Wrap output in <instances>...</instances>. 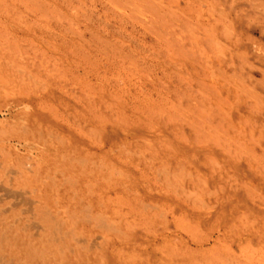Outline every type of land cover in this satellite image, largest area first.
Here are the masks:
<instances>
[{
  "label": "rangeland",
  "instance_id": "1",
  "mask_svg": "<svg viewBox=\"0 0 264 264\" xmlns=\"http://www.w3.org/2000/svg\"><path fill=\"white\" fill-rule=\"evenodd\" d=\"M171 1H0V21H3L0 22V39L2 38L0 40V61L2 62H0V134L6 128L12 132H4L5 136H15V139L27 137V139L24 138L22 147L18 145L17 140H7L4 143L0 140V165L3 166L0 168V182L5 183V187L0 184V223L4 225L2 227L0 224V230L5 227V224L14 223L17 226L18 224L24 226L37 222L32 218L27 219L31 217L26 210L29 207L28 202L19 204L14 197H6L8 189L14 188L17 191L36 189L33 194H29L30 197L27 200L30 198H37L42 202L47 200L54 211L70 204L69 206H74L73 209L77 210V213L83 207L85 208L87 201H84V197L98 206L102 202L100 199H104V195L108 197V211L115 217L114 219H123L126 230L134 226L133 230L136 228V231H132L127 237L112 236L114 247L108 251L105 264L111 262V264H140L141 262V264H164L163 262L166 264H197V262L198 264H236L238 259L248 264L251 255L264 254V202L262 200L264 199V0H261L262 2L255 0L258 6L252 0H173L170 4ZM252 7H256V10ZM228 27L231 31L233 30L231 34ZM194 36L199 40H196ZM171 41L174 43L172 44ZM9 44L13 46L9 47ZM202 44L203 47H198ZM13 47L14 51L21 48L15 53ZM16 54L17 57H15ZM28 54L32 55L28 56ZM203 55L206 56L205 59ZM68 62L73 63L70 65ZM23 67V71L20 72L19 70ZM2 70H5L4 73ZM30 75L34 78L32 79ZM12 77L13 80L15 79L14 82ZM21 77L26 84H23ZM29 77L33 81L30 82ZM24 85L31 87L28 89ZM16 90L17 93H25V99L29 101L28 106H14L12 112L6 111V104ZM234 90L236 93L241 92V97L235 92L234 96ZM215 103L220 105L217 106ZM43 105H46V109H43ZM230 109H232L231 112ZM228 114H231V118ZM23 120L28 121L29 132L27 133H22L21 126L18 124ZM39 124L41 127H38ZM39 131L44 132V139L39 138L36 133ZM52 134L54 136H51ZM183 136L187 139H183ZM46 138L49 142L44 141ZM57 139H61L65 144L61 140L58 142ZM5 143L9 147L14 145L18 154L20 152L18 155L20 158H5L2 152ZM63 156H72V158L75 156V161L78 162L89 161L86 163V166L90 165L89 169L94 164L96 168L94 176L99 179V187H92L90 184L92 178L89 177H83L84 180L81 177L80 183L73 186L70 184L71 177L74 176L73 172H68L65 180L59 175L54 179L47 177L44 181L45 176H48L47 173L53 174L56 167L63 163ZM82 156L87 158L84 157V159ZM20 166L25 167L24 178H19V174L16 173ZM81 166V163H77V168ZM102 176L107 179H103ZM168 180L172 182L169 183ZM19 184L26 186V189ZM101 184L105 185L101 186ZM215 188L216 191L213 192ZM185 193L186 196H184ZM58 198H61V203ZM203 199L206 202L202 201ZM17 203L18 206H14ZM146 206H151L150 210H146ZM9 207L12 209H8ZM5 210L9 212L8 219L3 218L2 213ZM15 215L23 216V219L17 220ZM242 217L245 219L243 220ZM252 219L257 223H254ZM175 225L178 226L175 228ZM87 235L90 236V234ZM21 236L18 239L22 246L32 243L30 241L39 240L26 236L29 239L27 240L25 235ZM94 238L98 239V236ZM94 238L90 240L94 241ZM70 244L74 245L75 242ZM2 251L6 250L0 249V254L7 252ZM86 253L85 251L83 254L79 253L81 259L69 255L70 259L64 264H72V262L73 264H104L99 257L102 254L98 250ZM135 253L140 259L136 258ZM33 258L30 261L31 264H43V262L57 264L54 258L47 260L48 263L35 257V254Z\"/></svg>",
  "mask_w": 264,
  "mask_h": 264
},
{
  "label": "bare ground",
  "instance_id": "2",
  "mask_svg": "<svg viewBox=\"0 0 264 264\" xmlns=\"http://www.w3.org/2000/svg\"><path fill=\"white\" fill-rule=\"evenodd\" d=\"M1 1V0H0ZM3 1V0H2ZM171 1V0H170ZM173 1V0H172ZM172 1H171V3L170 4H172ZM176 1V0H175ZM237 1V0H236ZM240 1V0H239ZM252 1H255V0H252ZM258 1V0H257ZM261 1V0H260ZM8 2V1H7ZM139 2V1H138ZM256 2V1H255ZM262 2V1H261ZM14 3V2H13ZM176 3V2H175ZM233 3V2H232ZM249 3V2H248ZM20 4V3H19ZM178 4V3H177ZM209 4H210V2H209ZM231 4V3H230ZM151 5V4H150ZM211 5V4H210ZM250 5H251V3H250ZM249 5V6H250ZM253 5V4H252ZM255 5V4H254ZM256 5H257V2H256ZM255 5V6H256ZM10 6V5H9ZM258 6V5H257ZM256 6V7H257ZM259 6H260V3H259ZM2 7H4V6H2ZM203 7V6H202ZM205 7V6H204ZM210 7V6H209ZM212 7V6H211ZM255 7V8H256ZM10 8V7H9ZM15 8H16V6H15ZM250 8V7H249ZM252 8H254V7H252ZM254 8V9H255ZM261 8V7H260ZM176 9V8H175ZM257 9H259V8H257ZM10 10V9H9ZM9 10H7V11H9ZM213 10V9H212ZM239 10H241V9H239ZM253 10V9H252ZM256 10V9H255ZM260 10V9H259ZM222 11V10H221ZM224 11V10H223ZM230 11V10H229ZM229 11H228V13H229ZM263 11H264V9H263ZM22 12V11H21ZM162 12V11H161ZM210 12V11H209ZM214 13H216V12H214ZM235 13H236V11H235ZM5 14V13H4ZM10 14V13H9ZM23 14V13H22ZM256 14H258L257 12H256ZM14 15H15V13H14ZM147 15H148V13H147ZM226 15V14H225ZM19 16H21V15H19ZM205 16V15H204ZM257 16V15H256ZM18 17V16H17ZM145 17V16H144ZM207 17V16H206ZM248 17H250V16H248ZM247 17V18H248ZM12 18H14V17H12ZM221 18V17H220ZM19 19V18H18ZM139 19V18H138ZM230 19V18H229ZM252 19V18H251ZM263 19V18H262ZM17 20V19H16ZM186 20V19H185ZM211 20V19H210ZM214 20V19H213ZM221 20V19H220ZM257 20V19H256ZM13 21H14V19H13ZM29 21V20H28ZM28 21L26 22V23H28ZM212 21V20H211ZM230 21H232V20H230ZM251 21V20H250ZM264 21V20H263ZM0 22H3V21H0ZM218 22V21H217ZM216 22V23H217ZM252 22V21H251ZM254 22V21H253ZM15 23V22H14ZM21 23V22H20ZM23 23H25V22H23ZM139 23V22H138ZM208 23V22H207ZM5 24V23H4ZM192 24V23H191ZM209 24V23H208ZM24 25V24H23ZM28 25V24H27ZM215 25V24H214ZM219 25V24H218ZM4 26V25H3ZM193 26H194V24H193ZM223 26H226V25H223ZM22 27H24V26H22ZM182 27V26H181ZM19 28V27H18ZM21 28V27H20ZM26 28H27V26H26ZM213 28H216V27H213ZM221 28V27H220ZM227 28V27H226ZM172 29H173V25H172ZM219 28H218V26H217V30H218ZM225 29V28H224ZM228 29L230 30V28L228 27ZM18 30V29H17ZM22 30V29H21ZM153 30V29H152ZM186 30V29H185ZM203 30V29H202ZM213 30H215V29H213ZM221 30V29H220ZM227 30V29H226ZM226 30H225V32H226ZM10 31V30H9ZM155 31H156V29H155ZM180 31V30H179ZM188 31V30H187ZM186 31V32H187ZM197 31H198V28H197ZM228 31V30H227ZM231 31V30H230ZM229 31V32H230ZM233 31V30H232ZM232 31L230 32V34L232 33ZM191 32V31H190ZM218 32H219V30H218ZM223 32V31H222ZM17 33V32H16ZM15 33V34H16ZM153 33H154V31H153ZM188 33V32H187ZM194 33V32H193ZM193 33H192V36H193ZM198 33H200V32H198ZM4 34H5V32H4ZM11 34V33H10ZM179 34V33H178ZM181 34H183V33H181ZM195 34V33H194ZM206 34H207V32H206ZM225 34V33H224ZM180 35V34H179ZM179 35H178V37H179ZM191 35V34H190ZM189 35V36H190ZM195 35H197V34H195ZM200 35V34H199ZM198 35V36H199ZM227 35H228V33H227ZM10 36V35H9ZM12 36V35H11ZM198 36H197V38H198ZM201 36V35H200ZM199 36V37H200ZM208 36H209V33H208ZM210 36H212V35H210ZM226 36V35H225ZM2 37V36H1ZM21 37V36H20ZM183 37H184V35H183ZM191 37V36H190ZM190 37H188V38H190ZM162 38V37H161ZM194 38H195V36H194ZM203 38V37H202ZM209 38V37H208ZM2 39V38H1ZM0 39V40H1ZM159 39V38H158ZM196 39V38H195ZM210 39V38H209ZM5 40V39H4ZM16 40H17V38H16ZM192 40V39H191ZM196 40H199V38L198 39H196ZM206 40V39H205ZM214 40H215V38H214ZM218 40V39H217ZM243 40V39H242ZM3 41V40H2ZM20 41V40H19ZM18 41V42H19ZM23 41V40H22ZM207 41H208V39H207ZM7 42V41H6ZM14 42H15V40H14ZM17 42V43H18ZM159 42V41H158ZM172 42V41H171ZM195 42H197V41H195ZM201 42V41H200ZM204 42V41H203ZM217 42V41H216ZM221 43V41H218V43ZM1 43V42H0ZM10 43H11V39H10ZM24 43V42H23ZM174 42H172V44H173ZM25 44V43H24ZM196 44V43H195ZM207 44V43H206ZM4 45V44H3ZM7 45V44H6ZM5 45V46H6ZM12 45V44H11ZM11 45L9 44V47H11ZM193 45V44H192ZM214 45H215V43H214ZM219 45V44H218ZM221 45V44H220ZM223 45V44H222ZM8 46V45H7ZM13 46V45H12ZM206 46H209V45H206ZM211 46V45H210ZM216 46V45H215ZM224 47L223 48H225V45H223ZM198 47H203V44L201 45V46H198ZM17 48V47H16ZM21 48V47H20ZM20 48H17V49H20ZM210 48V47H209ZM0 49H1V47H0ZM13 49V51H14V47L12 48ZM16 49V50H17ZM203 49V48H202ZM211 49H212V47H211ZM214 49V48H213ZM11 50V49H10ZM15 50V51H16ZM28 50V49H27ZM191 50V49H190ZM218 50H219V48H218ZM226 50V49H225ZM2 51V50H1ZM14 51V52H15ZM18 51V50H17ZM20 51V50H19ZM29 51V50H28ZM172 51V50H171ZM226 51H228V50H226ZM226 51H225V53H226ZM240 51V50H239ZM8 52V51H7ZM6 52V53H7ZM13 52V53H14ZM24 52V51H23ZM33 52H35V51H33ZM199 53H200V51H198ZM204 52H206L205 51V49H204ZM210 52V51H209ZM214 52H217V51H214ZM220 52H221V48H220ZM2 53V52H1ZM10 53V52H9ZM16 53V52H15ZM219 53V52H218ZM251 53V52H250ZM2 54H4V53H2ZM21 54V53H20ZM186 54V53H185ZM201 54H203V53H201ZM206 54V53H205ZM10 55V54H9ZM22 55V54H21ZM30 55H32V54H30ZM29 54H28V56H30ZM210 55V54H209ZM213 55H214V53H213ZM219 55H223V54H219ZM236 55H237V53H236ZM3 56V55H2ZM1 56V57H2ZM14 56V55H13ZM186 56V55H185ZM204 56V59H205V55H203ZM15 57H17V54H16V56ZM24 57V56H23ZM187 57H188V55H187ZM209 57V56H208ZM211 57V56H210ZM217 57H221V56H218L217 55ZM229 57V56H228ZM181 58H182V56H181ZM213 58V57H212ZM215 58V57H214ZM240 58V57H239ZM245 58V57H244ZM1 59V58H0ZM6 59V58H5ZM9 59V58H8ZM10 59H11V57H10ZM23 59V58H22ZM25 59V58H24ZM23 59V60H24ZM29 59V58H28ZM171 59H172V57H171ZM217 59V58H216ZM15 60H17L16 58H15ZM21 60V59H20ZM33 60V59H32ZM35 60V59H34ZM65 60V59H64ZM174 60V59H173ZM182 60V59H181ZM208 60V59H207ZM212 60V59H211ZM231 60V59H230ZM2 61H4V60H2ZM8 61V60H7ZM11 61H12V59H11ZM11 61H8V62H11ZM213 61H215V60H213ZM218 62H219V60H217ZM225 61V60H224ZM223 61V62H224ZM1 62V61H0ZM27 62V61H26ZM47 62V61H46ZM168 62H170V61H168ZM175 62H177V61H175ZM185 62V61H184ZM212 62V61H211ZM228 62V61H227ZM226 62V63H227ZM247 62V61H246ZM245 62V63H246ZM2 63V62H1ZM0 63V64H1ZM38 63H39V61H38ZM69 63V62H68ZM71 63H73V62H71ZM71 63H69L70 65H71ZM173 63V62H172ZM208 63V62H207ZM231 63V62H230ZM229 63V64H230ZM249 63V62H248ZM14 64V63H13ZM34 64V63H33ZM35 64H36V62H35ZM41 64V63H40ZM42 64H44V63H42ZM63 64V63H62ZM100 64H102V63H100ZM205 64H206V62H205ZM224 64V63H223ZM5 65V64H4ZM8 65V64H7ZM19 65H21V64H19ZM46 65H48V64H46ZM175 65V64H174ZM173 65V66H174ZM179 65V64H178ZM237 65V64H236ZM248 65V64H247ZM16 66V65H15ZM15 66H13V68L15 67ZM26 66H27V64H26ZM78 66V65H77ZM171 66V65H170ZM177 66V65H176ZM185 66V65H184ZM219 66V65H218ZM226 66V65H225ZM245 66V65H244ZM12 67V66H11ZM10 67V68H11ZM17 67V66H16ZM25 67V66H24ZM24 67L22 68V69H20L19 71L21 72V71H23V69H24ZM33 67H35V66H33ZM39 67V66H38ZM41 67V66H40ZM52 67V66H51ZM5 68H6V65H5ZM9 68V69H10ZM30 68H31V66H30ZM46 68V67H45ZM179 68V67H178ZM184 68V67H183ZM230 68H231V66H230ZM238 68H240V67H238ZM3 69V68H2ZM37 69V68H36ZM42 69V68H41ZM78 70H79V68H77ZM171 69H172V67H171ZM1 70V69H0ZM7 70V69H6ZM18 69H16V71H17ZM40 70V69H39ZM48 70H50V69H48ZM47 70V71H48ZM167 70H168V68H167ZM211 70V69H210ZM213 70V69H212ZM3 71H5V70H2V72ZM13 71V70H12ZM32 71V70H31ZM46 71V70H45ZM100 71V70H99ZM199 71V70H198ZM215 71V70H214ZM213 71V72H214ZM237 71V70H236ZM241 71V70H240ZM44 72V71H43ZM50 72V71H49ZM101 72V71H100ZM143 72V71H142ZM171 72V71H170ZM182 72H184V71H182ZM211 72V71H210ZM212 72V73H213ZM231 72V71H230ZM238 72H239V70H238ZM4 73V72H3ZM7 73H8V71H7ZM11 73V72H10ZM9 73V75H11ZM17 73V72H16ZM32 73V72H31ZM211 73V74H212ZM233 73V72H232ZM5 74H6V72H5ZM46 74V73H45ZM85 74V73H84ZM102 74V73H101ZM100 74V75H101ZM184 74H186V73H184ZM215 74H217V73H215ZM238 74V73H237ZM264 74V73H263ZM262 74V75H263ZM2 75V74H1ZM8 75V76H9ZM15 75V74H14ZM18 75H19V73H18ZM34 75H36V74H34ZM50 75V74H49ZM188 75V74H187ZM213 75V74H212ZM23 76H24V74H23ZM31 76V75H30ZM17 77H19V76H17ZM39 77V76H38ZM50 77V76H49ZM191 77V76H190ZM189 77V78H190ZM262 77V76H261ZM9 78V77H8ZM15 78V77H14ZM22 78V77H21ZM31 78H32V76H31ZM34 78V77H33ZM32 78V79H33ZM43 78V77H42ZM63 78V77H62ZM61 78V79H62ZM149 78V77H148ZM211 78H212V76H211ZM214 78V77H213ZM227 78V77H226ZM247 78V77H246ZM251 78V77H250ZM249 78V79H250ZM260 78V77H259ZM264 78V77H263ZM12 80H13V77L11 78ZM20 79V78H19ZM23 79V78H22ZM27 78H25V80H26ZM29 80H30V77L28 78ZM31 79V80H32ZM60 79V80H61ZM68 79V78H67ZM196 79V78H195ZM199 79V78H198ZM202 79V78H201ZM216 79V78H215ZM15 80V79H14ZM14 80H13V82H14ZM17 80V79H16ZM31 80H30V82H31ZM41 80H43V81H47V78L44 80V79H41ZM54 80V79H53ZM63 80V79H62ZM80 80V79H79ZM103 80V79H102ZM197 80V79H196ZM217 80V79H216ZM251 80V79H250ZM264 80V79H263ZM11 81V80H10ZM18 81V80H17ZM23 81H24V79H23ZM33 81V80H32ZM35 81V80H34ZM67 81V80H66ZM212 81V80H211ZM218 81V80H217ZM18 82H20V81H18ZM17 82V83H18ZM26 81H24L23 82V84L25 83ZM29 82V83H30ZM36 82V81H35ZM50 82V81H49ZM179 82V81H178ZM196 82V81H195ZM198 82V81H197ZM207 82V81H206ZM221 82V81H220ZM242 82V81H241ZM16 83V82H15ZM34 83V82H33ZM47 83V82H46ZM223 83V82H222ZM221 83V84H222ZM2 84H4V83H2ZM11 84H12V82H11ZM26 84V83H25ZM31 84V83H30ZM35 84V83H34ZM43 84H45V83H43ZM48 84V83H47ZM60 84V83H59ZM80 84V83H79ZM81 84H83V83H81ZM85 84V83H84ZM206 84V83H205ZM244 84V83H243ZM254 84V83H253ZM255 84H256V82H255ZM254 84V85H255ZM5 85V84H4ZM20 85V84H19ZM37 85V84H36ZM35 85V86H36ZM41 85V84H40ZM91 85V84H90ZM108 85V84H107ZM113 85V84H112ZM111 85V86H112ZM156 85V84H155ZM242 85V84H241ZM9 86V85H8ZM16 86V85H15ZM24 86H26V85H24ZM27 86H29V85H27ZM26 86V87H27ZM39 86V85H38ZM45 86V85H44ZM65 86V85H64ZM84 86V85H83ZM86 86V85H85ZM222 86H224V85H222ZM243 86V85H242ZM252 86V85H251ZM6 87V86H5ZM25 87V88H26ZM31 87V86H30ZM29 87V88H30ZM41 87V86H40ZM61 87V86H60ZM108 87H110V86H108ZM217 87V86H216ZM9 88V87H8ZM15 88V87H14ZM28 88V87H27ZM28 88V89H29ZM35 88V87H34ZM37 88V87H36ZM58 88V87H57ZM62 88V87H61ZM89 88V87H88ZM93 88V87H92ZM251 88V87H250ZM1 89V88H0ZM19 89H20V86H19ZM22 89V88H21ZM20 89V90H21ZM59 89V88H58ZM64 89V88H63ZM106 89H107V86H106ZM115 89V88H114ZM232 89H235V88H233L232 87ZM8 90V89H7ZM25 90V89H24ZM67 90V89H66ZM90 90H91V88H90ZM96 90V89H95ZM6 91V90H5ZM23 91V90H22ZM21 91V92H22ZM31 91V90H30ZM34 91H36L35 89H34ZM101 91V90H100ZM251 91V90H250ZM6 92H8V91H6ZM10 92V91H9ZM202 92V91H201ZM229 92V91H228ZM236 93V90H234L233 91V93ZM253 92V91H252ZM31 93V92H30ZM37 93V92H36ZM63 93H64V91H63ZM67 93V92H66ZM87 93V92H86ZM102 93H103V91H102ZM230 93V92H229ZM235 93H234V96H235ZM241 93V92H240ZM240 93H236V95L237 94H239V97H241V95H240ZM3 94V93H2ZM25 94V93H24ZM24 94H22V93H17V90H16V93H15V91H14V94L13 95H11V96H13L10 100H8V103L6 104V107H5V110L6 111H9V112H12V110H13V108H14V106L15 107H21V106H28V100L27 99H25V95ZM29 94V93H28ZM33 94H35L34 92H33ZM89 94V93H88ZM242 94V93H241ZM9 95H10V93H9ZM74 95V94H73ZM113 95V94H112ZM159 95V94H158ZM3 96H4V94H3ZM29 96V95H28ZM78 96V95H77ZM76 96V97H77ZM111 96V95H110ZM233 96V95H232ZM247 96V95H246ZM113 97V96H112ZM114 97H115V95H114ZM185 97V96H184ZM238 97V98H239ZM43 98H44V96H43ZM205 98V97H204ZM208 98V97H207ZM233 98V97H232ZM237 98V99H238ZM115 99V98H114ZM117 99V98H116ZM206 99V98H205ZM244 99V98H243ZM6 100V99H5ZM183 100V99H182ZM234 100V99H233ZM42 101V100H41ZM79 101V100H78ZM98 101V100H97ZM118 101H120V100H118ZM237 101V100H236ZM235 101V102H236ZM241 101V100H240ZM31 102V101H30ZM40 102V101H39ZM209 102V101H208ZM207 102V103H208ZM242 102V101H241ZM244 102V101H243ZM3 103V102H2ZM51 103V102H50ZM56 103V102H55ZM93 104V103H92ZM212 104V103H211ZM215 104H217V103H215ZM248 104V103H247ZM246 104V105H247ZM89 105H90V103H89ZM111 105V104H110ZM209 105V104H208ZM218 105H220V104H217V106ZM224 105V104H223ZM227 105V104H226ZM226 105H224V106H226ZM235 105V104H234ZM239 105V104H238ZM255 105V104H254ZM39 106V105H38ZM46 106V105H45ZM44 105H43V109L45 108L46 109V107H45ZM91 106V105H90ZM93 106V105H92ZM214 108H216L214 105H212ZM32 107V106H31ZM42 106H40V108H41ZM49 107H52V106H49ZM124 106H122V108H123ZM178 107V106H177ZM221 107V106H220ZM228 107H229V105H228ZM257 107V106H256ZM255 107V108H256ZM26 108V107H25ZM24 108V109H25ZM28 108V107H27ZM53 108V107H52ZM94 108V107H93ZM203 108V107H202ZM234 108V107H233ZM220 109V108H219ZM226 109V108H225ZM229 109V108H228ZM250 109V108H249ZM52 110V109H51ZM78 110V109H77ZM87 110V109H86ZM116 110V109H115ZM114 110V111H115ZM128 110V109H127ZM203 110H205L204 108H203ZM221 110V109H220ZM231 110L232 109H230V112H231ZM234 110V109H233ZM90 111V110H89ZM155 111V110H154ZM154 111H153V113H154ZM201 111V110H200ZM209 111V110H208ZM91 112V111H90ZM95 112V111H94ZM93 112V113H94ZM112 112V111H111ZM158 112V111H157ZM163 112V111H162ZM207 112V111H206ZM205 112V113H206ZM219 112V111H218ZM4 113V112H3ZM153 113H152V115H153ZM160 113V112H159ZM197 113V112H196ZM209 113V112H208ZM214 113V112H213ZM227 113H229L228 111H227ZM226 113V114H227ZM33 114V113H32ZM54 114V113H53ZM62 114V113H61ZM65 114V113H64ZM90 114V113H89ZM110 114V113H109ZM200 114V113H199ZM211 114V113H210ZM209 114V115H210ZM217 114H219V113H217ZM58 115V114H57ZM56 115V116H57ZM104 115V114H103ZM156 115V114H155ZM171 115V114H170ZM207 115V114H206ZM215 115V114H214ZM229 115V114H228ZM231 115V114H230ZM229 115V116H230ZM26 116V115H25ZM65 116V115H64ZM173 116V115H172ZM224 116H226V115H224ZM237 116V115H236ZM45 117V116H44ZM52 117H53V115H52ZM60 117V116H59ZM158 117V116H157ZM174 117V116H173ZM35 118H36V116H35ZM54 118H56V117H54ZM163 118V117H162ZM168 118V117H167ZM230 118H231V116H230ZM17 119V118H16ZM37 119V118H36ZM108 119V118H107ZM126 119V118H125ZM205 119H206V117H205ZM213 119V118H212ZM220 119V118H219ZM6 120V119H5ZM4 120V121H5ZM15 120V119H14ZM18 120V119H17ZM29 120H30V118H29ZM160 120V119H159ZM170 120V119H169ZM214 120V119H213ZM239 120V119H238ZM260 120V119H259ZM7 121V120H6ZM123 121V120H122ZM155 121V120H154ZM170 121H172V120H170ZM207 121V120H206ZM226 121H227V118H226ZM243 121H245V120H243ZM3 122V121H2ZM120 122V121H119ZM166 122V121H165ZM164 122V123H165ZM10 123H12V122H10ZM41 123H43V122H41ZM220 123V122H219ZM264 123V122H263ZM20 126H18V127H20L21 128V130H22V133L23 132H25V133H27V132H29V129L27 128L28 127V121H24L23 120V122H21V123H18ZM17 124V125H18ZM37 124V123H36ZM54 124V123H53ZM68 124H69V122H68ZM162 124V123H161ZM167 124V123H166ZM211 124V123H210ZM222 124V123H221ZM247 124V123H246ZM41 124H39V126L38 127H41L40 126ZM49 125V124H48ZM201 125V124H200ZM223 125H224V123H223ZM244 125V124H243ZM250 125V124H249ZM14 126V125H13ZM35 126V125H34ZM204 126V125H203ZM215 126V125H214ZM222 126V125H221ZM251 126V125H250ZM264 126V125H263ZM17 127V128H18ZM46 127V126H45ZM161 127V126H160ZM164 127V126H163ZM162 127V128H163ZM208 127V126H207ZM239 127V126H238ZM241 127V126H240ZM246 127V126H245ZM15 128V127H14ZM30 128V127H29ZM34 128V127H33ZM49 128V127H48ZM52 128V127H51ZM91 128V127H90ZM221 128V127H220ZM222 128H223V126H222ZM244 128V127H243ZM249 128V127H248ZM10 129V128H9ZM39 129V128H38ZM38 129H36L37 131H38ZM53 129V128H52ZM211 129V128H210ZM225 129V128H224ZM223 129V130H224ZM260 129V128H259ZM263 129V128H262ZM3 130V129H2ZM16 130V129H15ZM40 130H42V129H40ZM48 130V129H47ZM170 131H171V129H169ZM231 130H232V128H231ZM240 130V129H239ZM243 130V129H242ZM17 131V130H16ZM34 131V130H33ZM52 131V130H51ZM90 131H92V130H90ZM94 131H95V129H94ZM97 131V133H98V130H96ZM163 131V130H162ZM228 131V130H227ZM4 132H8V133H11L12 132V130H6V128H5V130H3V132L0 134V140L4 143L5 141H7V140H9V141H13V140H17L19 143H18V145L19 146H23L24 144H23V141H24V138L25 139H27V137H24V138H16L15 139V136H5V135H3L4 134ZM53 132V131H52ZM57 132V131H56ZM87 132V131H86ZM164 132H166V131H164ZM222 132V131H221ZM244 132V131H243ZM247 132V131H246ZM263 132V131H262ZM34 133V132H33ZM36 133H38V136H39V138L40 137H42L43 139H44V132L43 131H39V132H36ZM55 133V132H54ZM245 133V132H244ZM249 133V132H248ZM261 133V132H260ZM95 134V133H94ZM168 134V133H167ZM218 134V133H217ZM233 134V133H232ZM17 135H19V134H17ZM21 135H23V134H21ZM25 135V134H24ZM27 135V134H26ZM62 135V134H61ZM99 135H101V134H99ZM183 135V134H182ZM240 135V134H239ZM245 135V134H244ZM261 135V134H260ZM46 136V135H45ZM49 136V135H48ZM51 136H54L53 134L51 135ZM169 136V135H168ZM31 137V136H30ZM33 137H35V135L33 136ZM97 137H98V135H97ZM142 137V136H141ZM160 137V136H159ZM164 137V136H163ZM184 138L183 139H185L186 137L185 136H183ZM221 137H222V135H221ZM239 137V136H238ZM257 137V136H256ZM48 138V137H47ZM47 138H46V140H44V141H47ZM51 138V137H50ZM138 138V137H137ZM170 138V137H169ZM242 138V137H241ZM254 138V137H253ZM252 138V139H253ZM41 139V138H40ZM53 139V138H52ZM167 139V138H166ZM171 139V138H170ZM187 139V138H186ZM29 140V139H28ZM55 140V139H54ZM58 140V139H57ZM61 140V139H60ZM60 140H58V142L60 141ZM123 140V139H122ZM157 140V139H156ZM182 140V139H181ZM224 140V139H223ZM261 140V139H260ZM62 141V140H61ZM98 141V140H97ZM155 141V140H154ZM183 141V140H182ZM188 141V140H187ZM247 141V140H246ZM38 142H39V140H38ZM43 142V141H42ZM47 142H49V141H47ZM68 142V141H67ZM66 142V143H67ZM167 143H168V140L166 141ZM201 142V141H200ZM242 142H243V140H242ZM245 142V141H244ZM250 142V141H249ZM260 142V141H259ZM62 143H63V141H62ZM69 143V142H68ZM67 143V144H68ZM124 143H126V142H124ZM6 144V143H5ZM12 144V143H11ZM14 144V143H13ZM25 144H27V140H25ZM38 144V143H37ZM54 144V143H53ZM52 144V145H53ZM63 144H65V142L63 143ZM75 144V143H74ZM120 144H121V142H120ZM155 144V143H154ZM164 144V143H163ZM163 144H160V145H163ZM168 145V144H167ZM232 145V144H231ZM170 146V145H169ZM169 146H167V147H169ZM225 146V145H224ZM264 146V145H263ZM15 146L13 145H11L10 147L6 144L5 145V147H4V149H3V151L2 152H4V156H5V158H7V159H12V158H14V157H19L18 155L20 154V152H19V154H18V152L16 151V149L14 148ZM17 148V147H16ZM36 148V147H35ZM116 148V147H115ZM114 148V149H115ZM233 148H234V146H233ZM113 149V150H114ZM160 149H161V147H160ZM236 149V148H235ZM2 150V149H1ZM57 150V149H56ZM154 150V149H153ZM230 150V149H229ZM16 151V152H15ZM155 151V150H154ZM239 151V150H238ZM130 152V151H129ZM160 152V151H159ZM174 152H176V151H174ZM241 152V151H240ZM263 152V151H262ZM62 153V152H61ZM65 153V152H64ZM162 153V152H161ZM236 153V152H235ZM23 154V153H22ZM32 154V153H31ZM83 154V153H82ZM156 154V153H155ZM189 154V153H188ZM191 154V153H190ZM189 154V155H190ZM237 154V153H236ZM262 154V153H261ZM48 155V154H47ZM79 155V154H78ZM84 155V154H83ZM169 155V154H168ZM197 155V154H196ZM25 156V155H24ZM145 156V155H144ZM160 156V155H159ZM164 156V155H163ZM166 156V155H165ZM164 156V157H165ZM236 156V155H235ZM27 157H29V156H27ZM50 157V156H49ZM75 157V156H74ZM72 158V156H63V158H62V164H60V165H58L57 167H56V170L53 172V174H50V173H47V175L48 176H45V178H44V181H46L47 180V177L49 178V179H54L56 176H59V175H61V176H63L64 177V180H65V177H66V175H68V172H73L74 173V176L73 177H71L72 178V182L70 183V184H72L73 186H75V185H77V183H80L79 181L81 180L80 178L82 177H89V178H92V181L90 182V184H91V186L92 187H99V183H98V180L99 179H97V178H95V176H94V170L96 169L95 168V166H94V164L92 165V167H91V169H89L88 168V166H90V165H87L86 166V163H89V161H75V158ZM85 157V156H84ZM83 156H82V158H84ZM177 157V156H176ZM193 157V156H192ZM241 157V156H240ZM20 158V157H19ZM44 158V157H43ZM81 158V157H80ZM81 158V159H82ZM85 158H87V157H85ZM84 158V159H85ZM130 158V157H129ZM155 158V157H154ZM170 158H171V156H170ZM183 158H185V156L183 157ZM235 158H237V157H235ZM234 158V159H235ZM18 159V158H17ZM25 159V158H24ZM89 159V158H88ZM149 159H151V158H149ZM176 159V158H175ZM193 159H194V157H193ZM247 159V158H246ZM20 160V159H19ZM18 160V161H19ZM28 160V159H27ZM26 160V161H27ZM51 160V159H50ZM77 160V159H76ZM87 160V159H86ZM92 160V159H91ZM90 160V161H91ZM102 160V159H101ZM157 160V159H156ZM181 160V159H180ZM244 160V159H243ZM249 160V159H248ZM14 161H16L15 159H14ZM13 160H12V163L14 162ZM25 161V160H24ZM35 162H36V160H34ZM92 161H95V160H92ZM168 161V160H167ZM173 161V160H172ZM187 161V160H186ZM195 161V160H194ZM214 161V160H213ZM250 161V160H249ZM252 161V160H251ZM10 162V161H9ZM21 162V161H20ZM49 162H51V161H49ZM54 162V161H53ZM183 162H185V160L183 161ZM4 163V164H3ZM2 164L3 165H5V162H3ZM7 163V162H6ZM18 163V162H17ZM24 163V162H23ZM52 163V162H51ZM77 163H81V167L80 168H77ZM159 163V162H158ZM167 163V162H166ZM214 163H216V162H214ZM19 164V163H18ZM17 164V165H18ZM22 164V163H21ZM50 164V163H49ZM161 164V163H160ZM173 164V163H172ZM183 164V163H182ZM181 164V165H182ZM250 164V163H249ZM10 166H11V164H9ZM103 165V164H102ZM185 165V164H184ZM192 165V164H191ZM194 165H196V164H194ZM220 165V164H219ZM257 165V164H256ZM1 166L2 165H0V168H1ZM15 166V165H14ZM19 166V165H18ZM26 166V165H25ZM171 166H173V165H171ZM178 166V165H177ZM183 166V165H182ZM193 166V165H192ZM3 167V166H2ZM17 167V166H16ZM38 167V166H37ZM178 167H180V166H178ZM185 167V166H184ZM183 167V168H184ZM252 167V166H251ZM13 168V167H12ZM15 168V167H14ZM27 168V167H26ZM36 168V167H35ZM39 168V167H38ZM47 168V167H46ZM112 168V167H111ZM110 168V169H111ZM115 168V167H114ZM158 168V167H157ZM188 168V167H187ZM222 168V167H221ZM11 169V168H10ZM16 169V168H15ZM54 169V168H53ZM159 169V168H158ZM164 169H166V167H164ZM168 169V168H167ZM173 169V168H172ZM171 169V170H172ZM212 169V168H211ZM215 169V168H214ZM256 169V168H255ZM1 170V169H0ZM3 170V169H2ZM31 170V169H30ZM32 170H33V168H32ZM47 170H48V168H47ZM157 170V169H156ZM261 170V169H260ZM25 167H23V166H20L19 168H17V171H16V173L17 174H19V178H22L23 176H24V174H25ZM104 171V170H103ZM164 171V170H163ZM168 171V170H167ZM183 171V170H182ZM203 171V170H202ZM214 171V170H213ZM263 171V170H262ZM1 172V171H0ZM158 172V171H157ZM191 172V171H190ZM236 172H237V170H236ZM2 173H3V171H2ZM6 173H8L7 171H6ZM34 173V172H33ZM39 173V172H38ZM99 173V172H98ZM168 173V172H167ZM170 173V172H169ZM177 173V172H176ZM186 173V172H185ZM184 173V174H185ZM196 173H198V172H196ZM195 173V174H196ZM204 173V172H203ZM261 173V172H260ZM13 174V173H12ZM110 174V173H109ZM158 174V173H157ZM161 174V173H160ZM175 174V173H174ZM188 174H189V170H188ZM212 174H214V173H212ZM233 174V173H232ZM238 174H239V172H238ZM20 175H22V176H20ZM28 175V174H27ZM71 175V174H70ZM69 175V176H70ZM96 175V174H95ZM166 175V174H165ZM164 175V176H165ZM192 175V174H191ZM198 175H199V173H198ZM221 175V174H220ZM229 175H231V174H229ZM228 175V176H229ZM263 175V174H262ZM15 176V175H14ZM17 176V175H16ZM32 176V175H31ZM72 176V175H71ZM110 176V175H109ZM163 176V175H162ZM168 176V175H167ZM176 176V175H175ZM213 176V175H212ZM212 176L210 177V178H212ZM235 176V175H234ZM239 176V175H238ZM7 177V176H6ZM11 177V176H10ZM170 177V176H169ZM169 177H167V179L169 178ZM188 177H189V175H188ZM192 177V176H191ZM196 177H198V176H196ZM200 177V176H199ZM204 177V176H203ZM5 178V177H4ZM12 178V177H11ZM11 178H10V180H11ZM18 177H16V179H17ZM24 178V177H23ZM70 178V179H71ZM102 178L103 179H107L106 177H104V176H102ZM165 178V177H164ZM224 178H225V175H224ZM229 178H230V176H229ZM8 179V178H7ZM13 179V178H12ZM59 179V178H58ZM70 179H68V181H70ZM87 179V178H86ZM163 179V178H162ZM170 179V178H169ZM185 179V178H184ZM199 179V178H198ZM238 179V178H237ZM237 179H236V181H237ZM21 180V179H20ZM23 180H25V179H23ZM83 180H84V178H83ZM183 180V179H182ZM209 180V179H208ZM226 180V179H225ZM5 181V180H4ZM34 181V180H33ZM63 181V180H62ZM163 181V180H162ZM169 181V180H168ZM205 181V180H204ZM215 181V180H214ZM222 181H224V180H222ZM7 182V181H6ZM8 182H10V181H8ZM12 182V181H11ZM19 182V181H18ZM25 182V181H24ZM87 182V181H86ZM111 182V181H110ZM109 182V183H110ZM167 182V181H166ZM170 182H172L171 180L169 181V183ZM178 182V181H177ZM195 182V181H194ZM206 182V181H205ZM240 182V181H239ZM260 182V181H259ZM13 183V182H12ZM32 183V182H31ZM63 183V182H62ZM61 183V184H62ZM109 183H107V184H109ZM112 183V182H111ZM168 183V182H167ZM207 183V182H206ZM213 183V182H212ZM0 184H1V182H0ZM5 183L3 182L1 185L3 186V187H5V185H4ZM24 184H26V183H24ZM33 184V183H32ZM57 184V183H56ZM61 184H60V186H61ZM85 184V183H84ZM126 184V183H125ZM145 184V183H144ZM175 184V183H174ZM178 184H180V183H178ZM197 184V183H196ZM200 184V183H199ZM211 184V183H210ZM214 184V183H213ZM233 184V183H232ZM245 184V183H244ZM243 184V185H244ZM259 184V183H258ZM20 185V184H19ZM28 185V184H27ZM48 185V184H47ZM52 185V184H51ZM55 185V184H54ZM102 185H105V184H101V186ZM121 185V184H120ZM167 185V184H166ZM176 185V184H175ZM182 185V184H181ZM201 185V184H200ZM242 185V186H243ZM8 186V185H7ZM11 186V185H10ZM12 186H14V185H12ZM21 186V185H20ZM31 186V185H30ZM63 186V185H62ZM111 186H113V185H111ZM117 186V185H116ZM172 186V185H171ZM174 186V185H173ZM209 186V185H208ZM220 186H222V185H220ZM224 186V185H223ZM247 186V185H246ZM252 186V185H251ZM260 186V185H259ZM262 186V185H261ZM16 187V186H15ZM21 187H24V186H21ZM35 187V186H34ZM37 187V186H36ZM47 187V186H46ZM45 187V188H46ZM48 187H50V186H48ZM70 187H72V186H70ZM70 187H68V188H70ZM80 187V186H79ZM79 187H77V189H78V191H80L79 190ZM91 187V188H92ZM114 187V186H113ZM168 187V186H167ZM179 187V186H178ZM200 187V186H199ZM205 187V186H204ZM207 187V186H206ZM215 187H217V186H215ZM232 187V186H231ZM250 187V186H249ZM12 188V187H11ZM10 188V189H11ZM25 189H26V186L24 187ZM60 188V187H59ZM127 188V187H126ZM129 188V187H128ZM175 188V187H174ZM183 188V187H182ZM224 188V187H223ZM226 188V187H225ZM238 188V187H237ZM253 188V187H252ZM257 188H259V187H257ZM28 189H29V187H28ZM35 189V188H34ZM37 189H39V188H37ZM63 189V188H62ZM125 189V188H124ZM194 189H195V187H194ZM200 189V188H199ZM212 189V188H211ZM210 189V190H211ZM232 189V188H231ZM36 190V189H35ZM34 190V191H35ZM44 190V189H43ZM52 190V189H51ZM56 190V189H55ZM64 190H65V188H64ZM67 190V189H66ZM74 190V189H73ZM89 190V189H88ZM94 190V189H93ZM156 190V189H155ZM186 190V189H185ZM190 190V189H189ZM218 190H219V188H218ZM259 190V189H258ZM257 190V191H258ZM5 191H6V189H5ZM8 192H6V197L7 196H11V197H14L16 200H17V202L20 204V202H28V205H29V207H28V209H26L27 208V206H26V210H28L29 211V213L31 214V217L30 218H27V219H35V220H37V222L36 221H34L35 222V224H25L24 226H20L19 224H18V226L16 225V224H5V227L2 229V230H0V249H3V250H6V251H2V252H6V253H3V254H0V264H27V263H30V261H31V259L33 258V256H34V254H35V257L37 256V257H39L40 259H42V261H45V262H47V260H49V259H53L54 258V260L57 262V264H64V263H67V261H68V259H70L69 258V255H72V256H77L78 258L80 257V255H79V253L80 254H83V251H85V252H89V251H91V250H98V252H100L102 255H99V257H101L102 259V261L104 262V264H105V262L107 261V259H106V257H108V251H110V249L111 248H113L114 247V245H113V241H114V239L112 238V236H114V235H118L119 237H121V238H123V237H127V236H129L130 235V233L133 231H136V228H135V230H133V228L135 227H131V228H129V230H126V228H125V224H124V220L123 219H114L115 217L113 216V215H111L110 213H109V211H108V202H107V198H106V196H104L103 195V200L102 199H100L102 202L98 205V206H95L94 205V203L91 201V200H87V197H84V201H87V203H86V205H84L85 206V208L83 207V209L80 211V212H78L77 213V210H74L73 208H74V206H72V207H70L69 205L68 206H64V207H60L59 208V210H56V211H54L53 210V208L51 207V205H49V203H48V201L46 200V201H44V202H42L41 200H37V198L35 199V198H30L29 200H27V198L28 197H30V195L29 194H33V192L34 191H28L27 189H26V191H24V190H22V191H17V190H14V188H12L11 190H7ZM40 191V190H39ZM62 191V190H61ZM75 191H77L76 190V188H75ZM90 191V190H89ZM173 191V190H172ZM180 191V190H179ZM187 191V190H186ZM190 191H193V190H190ZM213 192L214 191H216V188H215V190H212ZM225 191V190H224ZM264 191V190H263ZM41 192V191H40ZM66 192V191H65ZM74 192V191H73ZM91 192H92V190H91ZM97 192V191H96ZM95 192V193H96ZM195 192V191H194ZM260 192H261V190H260ZM59 193V192H58ZM80 193V192H79ZM90 193V192H89ZM210 193V192H209ZM212 193V192H211ZM217 193V192H216ZM224 193V192H223ZM251 193H253V192H251ZM3 194V193H2ZM35 194V193H34ZM64 194V193H63ZM74 194H75V192H74ZM87 194V193H86ZM110 194V193H109ZM175 194V193H174ZM180 194V193H179ZM199 194H200V192H199ZM234 194V193H233ZM236 194V193H235ZM234 194V195H235ZM254 194V193H253ZM1 195V194H0ZM4 195V196H5ZM36 195V194H35ZM37 195H39V194H37ZM54 195V194H53ZM84 195V194H83ZM122 195V194H121ZM183 195V194H182ZM201 195V194H200ZM206 195V194H205ZM208 195V194H207ZM215 195V194H214ZM213 195V196H214ZM263 195V194H262ZM41 196V195H40ZM47 196V195H46ZM76 196V195H75ZM93 196V195H92ZM184 196H186V193H185V195ZM188 196V195H187ZM215 196H217V195H215ZM260 196V195H259ZM2 197V196H1ZM69 197V196H68ZM132 197H133V195H132ZM209 197H210V195H209ZM218 197H219V195H218ZM228 197V196H227ZM41 198H42V196H41ZM53 198V197H52ZM56 198V197H55ZM63 198H65L64 196H63ZM72 198V197H71ZM75 198V197H74ZM124 198V197H123ZM179 198V197H178ZM183 198H185V197H183ZM204 198H205V196H204ZM211 198V197H210ZM217 198V197H216ZM223 198V197H222ZM260 198V197H259ZM43 199V198H42ZM54 199V198H53ZM90 199V198H89ZM111 199H112V197H111ZM115 199V198H114ZM187 199V198H186ZM191 199V198H190ZM213 199V198H212ZM227 199V198H226ZM225 199V200H226ZM260 199H262V198H260ZM80 200V199H79ZM78 200V201H79ZM83 200V199H82ZM96 201H97V199H95ZM120 200H122V198H120ZM200 200V199H199ZM210 200V199H209ZM217 200V199H216ZM222 200V199H221ZM263 200V202H264V199H262ZM3 201V200H2ZM55 201V200H54ZM58 201L61 203V198H58ZM111 201V200H110ZM114 201V200H113ZM116 201V200H115ZM117 201H118V199H117ZM116 201V202H117ZM186 201V200H185ZM195 201V200H194ZM202 201H205L204 199L202 200ZM201 201V202H202ZM211 201V200H210ZM227 201V200H226ZM7 202H9V201H7ZM58 202V203H59ZM198 202V201H197ZM206 202V201H205ZM13 203V202H12ZM18 203L16 204V205H14V206H18ZM37 203V204H36ZM72 203V202H71ZM110 203V202H109ZM188 203V202H187ZM204 203V202H203ZM202 203V204H203ZM7 204V203H6ZM78 204V203H77ZM80 204V203H79ZM58 205V204H57ZM145 205H147V204H145ZM188 205H189V203H188ZM192 205V204H191ZM195 205V204H194ZM213 205H214V203H213ZM216 205V204H215ZM61 206H62V204H61ZM204 206V205H203ZM24 207V206H23ZM120 207V206H119ZM139 207V206H138ZM143 207V206H142ZM151 207V206H150ZM150 207H148V206H146L145 207V209L146 210H150ZM216 207V206H215ZM16 208V207H15ZM14 208V209H15ZM202 208V207H201ZM213 208V207H212ZM8 209H12V207L10 208H8ZM18 209V208H17ZM22 209V208H21ZM76 209V208H75ZM208 209H210V208H208ZM143 210V209H142ZM165 210V209H164ZM201 210V209H200ZM24 211V210H23ZM23 211H22V213H23ZM188 211V210H187ZM6 212H7V210H5L3 213H2V215H3V218L4 219H8L7 218V216H8V213L9 212H7V214H6ZM13 212V211H12ZM55 212H57V213H55ZM126 212V211H125ZM154 213H155V211H153ZM19 213V212H18ZM28 213V214H29ZM160 213V212H159ZM127 214V213H126ZM156 214V213H155ZM164 214V213H163ZM244 214V213H243ZM242 214V215H243ZM250 214V213H249ZM118 215V214H117ZM159 215V214H158ZM166 215H168V214H166ZM192 215V214H191ZM205 215V214H204ZM245 215V214H244ZM243 215V216H244ZM16 216V215H15ZM165 216V215H164ZM219 216V215H218ZM29 217V216H28ZM159 217V216H158ZM160 217H161V215H160ZM168 217V216H167ZM209 217V216H208ZM240 217V216H239ZM244 217H246V216H244ZM23 219V216L21 217V216H16V219L17 220H20V219ZM118 218V217H117ZM156 218V217H155ZM166 218V217H165ZM241 218V217H240ZM13 219V218H12ZM158 219V218H157ZM208 219V218H207ZM237 219V218H236ZM242 219L244 220L245 218H243L242 217ZM187 220V219H186ZM205 220V219H204ZM219 220V219H218ZM238 220V219H237ZM250 220V219H249ZM249 220H247L248 222H249ZM253 220V219H252ZM129 221H130V219H129ZM145 221H147V220H145ZM156 221V220H155ZM161 221V220H160ZM162 221H163V217H162ZM161 221V222H162ZM254 221V220H253ZM23 222H24V220H23ZM26 222V221H25ZM159 222V221H158ZM165 222V221H164ZM166 222H167V219H166ZM33 223V222H32ZM136 223V222H135ZM160 223V222H159ZM158 223V224H159ZM181 223V222H180ZM197 223V222H196ZM199 223V222H198ZM245 223V222H244ZM254 223H257V221H254ZM1 224V223H0ZM130 224H131V222H130ZM192 224V223H191ZM214 224V223H213ZM247 224V223H246ZM249 224V223H248ZM247 224V225H248ZM2 225V224H1ZM1 225H0V227H1ZM133 225V224H132ZM152 225V224H151ZM163 225V224H162ZM245 225V224H244ZM262 225V224H261ZM4 225H2V227H3ZM86 226V227H85ZM176 226H178V225H175V228H176ZM194 226V225H193ZM235 226V225H234ZM239 226V225H238ZM259 226V225H258ZM84 227H85V229H84ZM198 228H199V226H198ZM232 228V227H231ZM247 228V227H246ZM259 228V227H258ZM261 228V227H260ZM259 228V229H260ZM193 229V228H192ZM200 229V228H199ZM208 230V229H207ZM211 230V229H210ZM200 231V230H199ZM96 232V233H95ZM99 232V233H98ZM189 232V231H188ZM194 234H195V232H193ZM25 235V237L27 236V237H29V238H38L39 240L37 241V242H35V241H30V242H32V243H29L28 244V242L26 243V244H28V245H23L22 246V244L20 243V241H19V237H22L21 235ZM87 234H90V236L89 235H87ZM204 234V233H203ZM98 236V239H96V238H94L95 236ZM209 235V234H208ZM204 236V235H203ZM221 236V235H220ZM26 237V238H27ZM200 237H201V235H200ZM205 237V236H204ZM209 237V236H208ZM257 237V236H256ZM260 237V236H259ZM25 238V239H26ZM90 238H94V241H91L90 240ZM136 238V237H135ZM198 238V237H197ZM206 238V237H205ZM202 239V238H201ZM222 239V238H221ZM27 240H29L28 238H27ZM176 240V239H175ZM24 241V240H23ZM75 242V244L74 245H72V244H70L71 242ZM173 241V240H172ZM137 243V242H136ZM136 243H135V245H136ZM176 243V242H175ZM24 244V243H23ZM137 244H139V243H137ZM145 245V244H144ZM209 249V248H208ZM119 250V249H118ZM118 250H116V251H118ZM122 250V249H121ZM125 251V250H124ZM134 251V250H133ZM194 251H195V249H194ZM197 251V250H196ZM195 251V252H196ZM97 252V251H96ZM132 252V251H131ZM138 252V251H137ZM205 252V251H204ZM215 252V251H214ZM33 253V254H32ZM86 253V254H87ZM118 253V252H117ZM121 253V252H120ZM127 253V252H126ZM193 253V252H192ZM197 253H198V251H197ZM203 253V252H202ZM245 253V252H244ZM129 254V253H128ZM127 254V255H128ZM199 254H200V252H199ZM219 254V253H218ZM120 255V254H119ZM122 255V254H121ZM120 255V256H121ZM132 255V254H131ZM133 255H134V253H133ZM137 254L135 253V256H136ZM143 255H145V253L143 254ZM251 255V254H250ZM82 256V255H81ZM92 256V255H91ZM124 255H122V257H123ZM139 256H141L140 254H139ZM151 256V255H150ZM194 256H196V255H194ZM200 256H202V255H200ZM204 256H206V255H204ZM261 256H263V257H261ZM90 257V256H89ZM138 256H136V258H137ZM208 257V256H207ZM207 257H205L206 259H207ZM76 258V257H75ZM93 258V257H92ZM139 258V257H138ZM142 258V257H141ZM201 258V257H200ZM223 258V257H222ZM235 258H236V256H235ZM238 258V257H237ZM34 259V258H33ZM80 259H81V257H80ZM84 259V258H83ZM116 259V258H115ZM140 259V258H139ZM255 259V260H254ZM36 260H37V258H36ZM79 260V259H78ZM118 260H120V259H118ZM126 260V259H125ZM148 260V259H147ZM208 260V259H207ZM213 260V259H212ZM212 260H210V262H212ZM52 260H50V262H51ZM76 261V260H75ZM84 261H86V260H84ZM117 261V260H116ZM133 261V260H132ZM204 261V260H203ZM202 261V262H203ZM233 261V260H232ZM49 262V263H50ZM70 262H72V261H70ZM77 262V261H76ZM81 262V261H80ZM95 262V261H94ZM131 262V261H130ZM159 262V261H158ZM177 262V261H176ZM205 262H206V260H205ZM209 262V261H208ZM234 262V261H233ZM32 263V262H31ZM30 263V264H31ZM48 263V262H47ZM86 263V262H85ZM102 263V262H101ZM112 263V262H111ZM110 263V264H111ZM114 263V262H113ZM128 263V262H127ZM142 263V262H141ZM140 263V264H141ZM164 264H166V262H163ZM188 263V262H187ZM201 263V262H200ZM40 264V263H39ZM43 264H46V263H44L43 262ZM51 264V263H50ZM55 264V263H54ZM72 264H73V262H72ZM75 264V263H74ZM109 264V263H108ZM121 264V263H120ZM159 264V263H158ZM162 264V263H161ZM197 264H198V262H197ZM203 264V263H202ZM211 264V263H210ZM222 264V263H221ZM236 264H244L242 261H240L239 259L236 261ZM248 264H264V254H262V255H258V254H254V255H251L250 256V258H249V261H248Z\"/></svg>",
  "mask_w": 264,
  "mask_h": 264
}]
</instances>
